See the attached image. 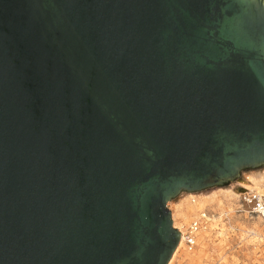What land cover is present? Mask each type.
Here are the masks:
<instances>
[{"label":"water","instance_id":"95a60500","mask_svg":"<svg viewBox=\"0 0 264 264\" xmlns=\"http://www.w3.org/2000/svg\"><path fill=\"white\" fill-rule=\"evenodd\" d=\"M262 166L264 0H0V264H169Z\"/></svg>","mask_w":264,"mask_h":264},{"label":"rangeland","instance_id":"374dc122","mask_svg":"<svg viewBox=\"0 0 264 264\" xmlns=\"http://www.w3.org/2000/svg\"><path fill=\"white\" fill-rule=\"evenodd\" d=\"M247 183L264 194V166L241 169L240 176L227 184L183 190L170 200L178 227L185 228L198 214L190 215L193 197L200 199L199 209L206 208L211 217L209 232L199 237L195 250L189 252L183 245L170 264H264V216L244 211L239 203L240 194L252 190Z\"/></svg>","mask_w":264,"mask_h":264},{"label":"built area","instance_id":"2783aa9c","mask_svg":"<svg viewBox=\"0 0 264 264\" xmlns=\"http://www.w3.org/2000/svg\"><path fill=\"white\" fill-rule=\"evenodd\" d=\"M239 201L240 207L244 211L264 216V195L254 190L244 191L240 194ZM169 205L170 201L168 202V207L170 208ZM210 218V212L205 208L199 211L198 214L190 221L189 225L185 228L183 227V230L177 228L181 234L180 243L183 242L187 251L192 252L198 246L200 232L209 227ZM174 227L176 228L175 225Z\"/></svg>","mask_w":264,"mask_h":264},{"label":"bare ground","instance_id":"6f19581e","mask_svg":"<svg viewBox=\"0 0 264 264\" xmlns=\"http://www.w3.org/2000/svg\"><path fill=\"white\" fill-rule=\"evenodd\" d=\"M247 180V179H246ZM248 181H249V179H248ZM246 182H244V184H245ZM246 185H248V183L246 184ZM249 186H251V185H248V187ZM249 189H252V190H254V191H257V192H259L260 194H262L260 191H258V190H255L256 188L254 187V189L253 188H251V187H249ZM252 190H248V191H252ZM235 191V190H234ZM262 191V190H261ZM262 195H264V194H262ZM199 205H200V199H197L196 197H193V198H191V200H190V206H192L193 207V211H191L190 212V215H193V214H195V212H199V211H201V210H203V209H199ZM205 209V208H204ZM172 212V211H171ZM172 215H173V217H174V213L172 212ZM193 217H194V215H193ZM174 225H175V222H174ZM176 226V225H175ZM176 228H180V230H183V227H178V226H176ZM209 228V227H208ZM208 228L207 229H204L202 232H200V236L202 235V234H206L207 232H209L208 231ZM199 236V237H200ZM183 247V242H181L180 244H179V246H178V248H177V250H176V252H175V254H177V252L179 251V249L180 248H182ZM171 263V261L169 262V264Z\"/></svg>","mask_w":264,"mask_h":264}]
</instances>
